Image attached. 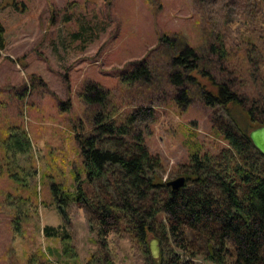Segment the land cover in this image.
Wrapping results in <instances>:
<instances>
[{"label": "rangeland", "instance_id": "rangeland-1", "mask_svg": "<svg viewBox=\"0 0 264 264\" xmlns=\"http://www.w3.org/2000/svg\"><path fill=\"white\" fill-rule=\"evenodd\" d=\"M0 23L6 38L0 56V142L8 127L18 126L32 145L28 154L14 157L0 145V264H29L40 250H60V241L44 236L47 225L69 230L80 264L93 255L114 264H147L128 234L110 233L102 240L83 204L64 206L53 198L54 183L70 193L77 185L93 191L77 139L91 131L94 117L85 85L109 90L122 113L146 106L150 94L141 85L131 88L126 72L158 47L161 35L185 37L196 49H205L219 35L238 53L232 65L226 64L228 70L245 73L225 76L247 84L252 95L264 94V6L256 0H0ZM248 39L260 51V56L251 54V65L243 60ZM160 54L152 55L162 76L155 96L159 119L151 124L146 144L161 160L160 173L168 182L185 176L189 139L212 155L227 146L213 130L221 112L216 118L199 100L186 110L173 101L176 91L165 83L168 68ZM17 217L20 234L13 223ZM158 249L156 261L170 247L159 240ZM203 251L184 255V264H211Z\"/></svg>", "mask_w": 264, "mask_h": 264}, {"label": "trees", "instance_id": "trees-1", "mask_svg": "<svg viewBox=\"0 0 264 264\" xmlns=\"http://www.w3.org/2000/svg\"><path fill=\"white\" fill-rule=\"evenodd\" d=\"M256 2L264 6V0ZM247 44L243 60L249 63L251 54L260 56V51L251 39ZM5 48L0 23V56ZM203 48H193L185 37L161 35L158 47L126 72L131 88L141 85L150 94L149 104L125 113L114 104L109 90L86 84L84 96L94 117L91 131L78 134L77 139L86 181L93 191L89 194L77 185L70 193L54 183L53 198L64 206L83 204L90 214V227L102 240L110 233L128 234L143 251L147 264H184V255L196 257L200 249L211 264H264V156L250 139V132L264 125V94L252 95L247 84L225 76L226 72L245 73L228 70L226 64L232 65L238 53L221 36ZM156 52L167 64L163 75L167 86L176 91L173 101L186 110L199 100L216 118L221 112L213 130L227 146L212 155L200 141L189 139L187 184L175 191L160 173L161 160L146 144L151 124L159 119L155 96L162 76L152 61ZM3 137L0 145L8 157L26 155L32 148L22 127H8ZM13 223L20 234V218ZM43 234L60 241L62 247L40 250L29 264H80L66 227L47 225ZM153 237L170 247L157 261L149 247ZM195 242L203 248H195ZM56 255L59 260L55 263L49 257ZM87 264L114 263L93 255Z\"/></svg>", "mask_w": 264, "mask_h": 264}, {"label": "water", "instance_id": "water-1", "mask_svg": "<svg viewBox=\"0 0 264 264\" xmlns=\"http://www.w3.org/2000/svg\"><path fill=\"white\" fill-rule=\"evenodd\" d=\"M250 139L254 147L264 156V125L253 129L250 132ZM167 186L170 187L173 191L183 188L187 184V178L185 176L178 177L172 181H168ZM62 213H64L63 206H59ZM159 240L153 238L150 241V252L153 259H158L159 249H158Z\"/></svg>", "mask_w": 264, "mask_h": 264}]
</instances>
